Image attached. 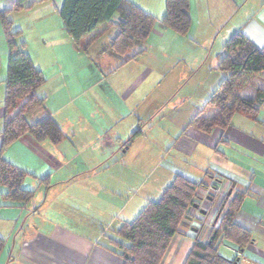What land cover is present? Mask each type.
Masks as SVG:
<instances>
[{
  "label": "crops",
  "instance_id": "0c3cea01",
  "mask_svg": "<svg viewBox=\"0 0 264 264\" xmlns=\"http://www.w3.org/2000/svg\"><path fill=\"white\" fill-rule=\"evenodd\" d=\"M16 1L0 2V12L11 10ZM129 1L153 16L157 23L147 40L134 46L128 55L141 53L126 63L110 51L111 40L117 34L114 27L99 31L95 39L83 38L82 48H77L59 16L63 0L23 2L24 6L32 4L20 11L26 19L33 18L25 26L35 32L21 41L44 77V83L36 91L44 99L43 105L31 111L27 120L33 123L41 114L49 115L61 128L64 139L53 145L49 141L37 143L29 135H23L5 148L3 158L28 173L22 188L34 191V195L21 205L7 200L3 196L5 188L0 187V238L5 240L0 264H122L106 237L108 231L100 232L93 224L106 222L102 216L111 211L119 215L125 212L123 219L118 217L121 224L130 222L128 219L135 218L143 208L133 204L127 212L133 200L124 201L121 193L112 196L122 191L112 192L111 188L112 184L114 189L119 188V182L126 183L131 167L127 154L137 139H142L141 148L149 141V145H154L153 127L146 130L144 126L145 119L154 114V55L160 48L184 46L187 37L205 47L214 46L213 39L220 38L221 50L215 63L212 62L217 68L223 44L238 31L259 49L264 47V0H188L191 24L186 36L160 25L165 0ZM0 57L4 67L9 51L1 24ZM219 75L217 84L222 80L220 72ZM3 80H0V146ZM204 101L182 102L192 112L182 118L178 115L173 135L166 138V143L161 137L155 139L157 152L169 143L176 153L165 167L164 187L176 175L198 185L194 205L197 220L194 226L179 229L160 264H184L196 230L199 237L204 236L222 204L224 212L238 194L243 197L234 223L250 233L249 241L238 249L234 243L223 240L218 253L239 264H264V105L255 118L235 114L225 131L215 129L203 134L187 125ZM137 130L140 134L132 137ZM76 161L79 165L72 167ZM48 177L45 201L41 202V193L38 195L37 191L44 188L41 180ZM71 188L74 190L69 194L68 218L64 211H59L56 201ZM47 199L56 204L51 215H48L51 205L45 207ZM60 216L63 218L59 219ZM199 222L202 228L198 229Z\"/></svg>",
  "mask_w": 264,
  "mask_h": 264
},
{
  "label": "trees",
  "instance_id": "16d2710c",
  "mask_svg": "<svg viewBox=\"0 0 264 264\" xmlns=\"http://www.w3.org/2000/svg\"><path fill=\"white\" fill-rule=\"evenodd\" d=\"M23 2L17 0L11 10L0 12L9 51L1 130L0 187L5 188L3 196L7 200L21 205L32 199L34 191L22 188L28 173L3 158L5 148L23 135H29L37 143L49 141L53 145L64 139L61 128L49 115L33 123L27 120L31 111L43 105L44 99L36 91L44 83V77L26 53V45L20 40L21 31H13L9 17L12 11L23 9ZM59 16L66 34L77 48H82L83 38L95 39L99 31L114 27L117 34L111 40L110 51L122 63L141 53L128 55L134 46L147 40L157 23L153 16L129 0H63ZM159 23L164 29L186 36L191 24L188 0H165V13ZM216 70L222 75L221 82L187 125L203 134L215 129L225 131L235 114L255 118L264 105V47L259 49L238 31L223 44ZM12 111L15 112L10 115ZM139 134L137 130L132 137ZM41 183L49 184L47 179ZM197 189V184L176 175L159 201L147 204L133 221L123 223L114 235H110L108 239L122 264H160L172 238L186 226L183 218L194 208ZM242 197L236 195L224 212L222 204L213 223L218 222V227L212 229L206 241L200 240L196 230L193 247L184 264H239L222 257L218 247L226 240L241 249L249 241L250 233L234 223ZM4 247L5 240L0 238V255Z\"/></svg>",
  "mask_w": 264,
  "mask_h": 264
},
{
  "label": "rangeland",
  "instance_id": "374dc122",
  "mask_svg": "<svg viewBox=\"0 0 264 264\" xmlns=\"http://www.w3.org/2000/svg\"><path fill=\"white\" fill-rule=\"evenodd\" d=\"M2 1L5 0H0V2ZM28 7V3H25V6L23 4V8L27 9ZM21 12L23 11H12L9 17L13 22V31H21L20 40H25L26 37H29V34H34L35 29L31 28L28 30V28H26L27 26L25 25L29 22L28 19L33 20V18L26 19V17H24V13ZM24 28L26 29V32ZM215 39L216 38L212 41L213 43L215 42L214 46L212 44L205 47L202 43L196 42L195 40L187 37L184 41V46H175L177 48L172 46H169L170 48H165L163 46L164 48H160L157 54L154 55V114L146 118L144 124L146 130L150 126L153 127L154 145H149V141L146 147L141 148V141L139 140L142 139H140L141 137L138 138L136 144H133L134 146L132 145L133 147H131L129 153L127 154V159L130 162L131 167L130 173L126 175V183L119 182V188L117 186L114 189V184H112L111 188L112 192L119 190L122 191L116 194L112 193V196H118L121 193L120 196L124 198V201L128 199L133 200L131 206L128 207L127 212L129 209H132L133 204H136L137 206L141 205L144 208L149 203L159 201L164 190L168 187H164L165 178L167 176V170L165 167H167V165H169L168 163L173 160L176 153L170 149L171 147L169 143L167 145L165 144V148L163 150L157 152L156 145H158V143L155 139H157V137H161L166 143V138L169 137V135H173L175 122L179 119L178 115L180 114L182 118L190 113L189 111H191L192 108L189 106H183L181 104L182 102H186L188 99L206 100L212 94L211 89L215 87V90L218 86L217 83L220 75L216 70L214 63L217 60L216 55L220 53L221 45L219 40L220 38L216 41ZM213 61L214 63H212ZM2 62L3 61L0 57V80L2 81V79H4L3 84L5 86L4 81L7 76L8 61H6L5 66L3 64L4 67H2ZM0 94L2 96V92ZM38 109H40V107L34 109L33 111ZM44 116L45 114H41L40 118H43ZM138 146L140 147V150ZM78 163L80 162H74L72 167H76V165H79ZM139 163H142V170H139L138 168ZM45 179L49 181V177ZM43 187L44 188L41 191H37L38 195L41 193V202L45 201L46 186L44 185ZM73 190L74 188L69 189L66 194H60L58 191L60 196L56 201L57 206L59 205V211H64L68 218L71 217V202L69 194ZM151 197L152 199L154 198V201L149 200ZM147 199L149 200L148 202H146ZM45 207L51 209L48 211V215H51L53 210L56 209L55 201L47 199ZM110 210H113V208ZM119 214L120 213L116 214L114 211H111L109 214L102 216V220L104 219L106 222L102 221L99 222L100 224L93 225L96 229H99L100 232L106 229V231H108V233L105 232L106 237L109 238L110 235H114L123 225L119 222L120 219L118 217L120 216V218H124L125 212L121 214L122 216ZM44 215H47L46 211H44ZM93 216L95 218V215ZM63 217L60 216L59 219H62ZM85 217L90 218L92 216ZM133 217L134 216L130 217L128 220L131 222L137 216L135 218ZM92 219L93 218H91V220ZM111 220L115 221L112 222L111 226H107L108 229L105 228L107 223ZM214 220L215 217L212 223H214ZM212 223L211 226H213ZM210 231L212 232V229L209 230V234H211ZM206 234H204V236H206ZM204 240L205 238L203 241Z\"/></svg>",
  "mask_w": 264,
  "mask_h": 264
},
{
  "label": "built area",
  "instance_id": "2783aa9c",
  "mask_svg": "<svg viewBox=\"0 0 264 264\" xmlns=\"http://www.w3.org/2000/svg\"><path fill=\"white\" fill-rule=\"evenodd\" d=\"M196 210L194 208H190L188 211H187V214L185 215V217L183 218V223L186 225V226H194V221L197 220L196 219ZM213 225V223H212ZM212 227V228H211ZM209 230L213 229V228H217L218 227V222H216L213 226H211ZM196 228H202L201 226V223L199 222V224L196 226ZM211 232V231H210ZM208 235L209 234V231H207V234L206 236H203V234L200 236V240L203 241V239L205 238L204 241L207 240L208 238Z\"/></svg>",
  "mask_w": 264,
  "mask_h": 264
}]
</instances>
